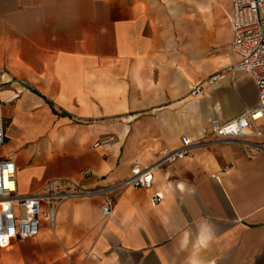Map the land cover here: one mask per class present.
Instances as JSON below:
<instances>
[{
	"label": "crops",
	"instance_id": "obj_1",
	"mask_svg": "<svg viewBox=\"0 0 264 264\" xmlns=\"http://www.w3.org/2000/svg\"><path fill=\"white\" fill-rule=\"evenodd\" d=\"M230 7L231 0H0V157L15 161L19 193L52 179L114 184L136 163L154 173L149 189H121L109 217L101 197L70 199L51 226L43 204L39 234L0 248V264H185L191 243L181 247L183 234L194 241L204 219L216 232L202 253L210 264H264V154L209 136L191 155L161 162L212 119L259 103L248 73L236 84L206 81L239 59ZM156 192L163 198L154 205Z\"/></svg>",
	"mask_w": 264,
	"mask_h": 264
},
{
	"label": "built area",
	"instance_id": "obj_2",
	"mask_svg": "<svg viewBox=\"0 0 264 264\" xmlns=\"http://www.w3.org/2000/svg\"><path fill=\"white\" fill-rule=\"evenodd\" d=\"M228 17L233 34L232 49L239 59L221 68L206 81L216 83L229 77L236 84L239 73H248L255 81L259 103L230 120L221 122L217 118L212 119L202 129L198 139L184 136L181 146L166 153L162 163L191 155L192 146L207 143L209 136L213 137V141L238 144L251 157L264 154V0H231ZM204 83L194 86L191 95L201 94ZM111 139L103 138L102 143ZM4 141L5 117L0 100V147ZM153 182V167L136 163L127 178L114 184L87 188L73 180L52 179L38 192L25 195L18 191L15 161L10 157H0V248L39 234L43 204L48 207L45 217L51 226L55 225L59 206L70 199L101 197L100 210L105 217H109L114 212L116 197L121 189H149ZM162 198V193L156 192L152 203L156 205Z\"/></svg>",
	"mask_w": 264,
	"mask_h": 264
},
{
	"label": "clouds",
	"instance_id": "obj_3",
	"mask_svg": "<svg viewBox=\"0 0 264 264\" xmlns=\"http://www.w3.org/2000/svg\"><path fill=\"white\" fill-rule=\"evenodd\" d=\"M181 189H184V185H180ZM191 191H195L192 189ZM215 227L208 220L204 219L201 223L197 225V232L195 240H191V233L185 232L181 241V247L187 248L191 243V252L186 257L185 264H210L203 256L204 250H207L213 243L215 239Z\"/></svg>",
	"mask_w": 264,
	"mask_h": 264
},
{
	"label": "rangeland",
	"instance_id": "obj_4",
	"mask_svg": "<svg viewBox=\"0 0 264 264\" xmlns=\"http://www.w3.org/2000/svg\"><path fill=\"white\" fill-rule=\"evenodd\" d=\"M1 85H3V84H1ZM1 85H0V87H1Z\"/></svg>",
	"mask_w": 264,
	"mask_h": 264
}]
</instances>
